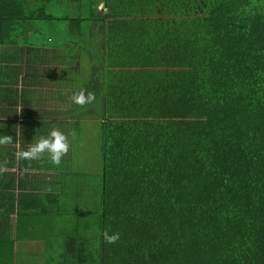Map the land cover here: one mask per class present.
Listing matches in <instances>:
<instances>
[{
    "label": "trees",
    "instance_id": "16d2710c",
    "mask_svg": "<svg viewBox=\"0 0 264 264\" xmlns=\"http://www.w3.org/2000/svg\"><path fill=\"white\" fill-rule=\"evenodd\" d=\"M28 65L103 134L90 199L19 208L47 264H264V0H0V103Z\"/></svg>",
    "mask_w": 264,
    "mask_h": 264
},
{
    "label": "crops",
    "instance_id": "0c3cea01",
    "mask_svg": "<svg viewBox=\"0 0 264 264\" xmlns=\"http://www.w3.org/2000/svg\"><path fill=\"white\" fill-rule=\"evenodd\" d=\"M10 64L6 69L9 73L15 63L12 60ZM14 75L9 78L13 90L0 103V135L12 136L11 143L0 144V264H47L45 238L59 232L53 222L60 217L38 218L42 224L28 228L27 223H18L19 208L32 206V198L27 195L33 193L59 194L63 208L71 198L82 194L76 182L83 176H79L73 160L74 138L81 131L82 120L73 115L66 98L69 90L61 88L58 69L28 65L18 70V81H14ZM52 128L65 132L71 142L60 166L51 164L47 154L33 161L17 157L18 151L34 145ZM19 231L26 237L20 239Z\"/></svg>",
    "mask_w": 264,
    "mask_h": 264
},
{
    "label": "rangeland",
    "instance_id": "374dc122",
    "mask_svg": "<svg viewBox=\"0 0 264 264\" xmlns=\"http://www.w3.org/2000/svg\"><path fill=\"white\" fill-rule=\"evenodd\" d=\"M79 135L77 134L74 138L73 160L79 176H83L81 177V186H78L82 190L81 200L86 202L94 195V191L99 187L103 176L101 147L103 134L100 122L97 119H83ZM78 202L79 199L77 197H73L70 200L72 204H77ZM80 206L81 203L78 204V207ZM65 208L68 212L73 213L72 207L69 204ZM77 215L78 213L75 214V216Z\"/></svg>",
    "mask_w": 264,
    "mask_h": 264
},
{
    "label": "clouds",
    "instance_id": "9594fccd",
    "mask_svg": "<svg viewBox=\"0 0 264 264\" xmlns=\"http://www.w3.org/2000/svg\"><path fill=\"white\" fill-rule=\"evenodd\" d=\"M96 101V96L93 92H86L84 88H81L78 92H74L71 96V102L80 107L91 105ZM12 142V136L0 135V144H7ZM71 142L68 135L59 130L58 128H52L46 136H41L39 140L26 150L18 151L17 157L27 161H33L40 159L44 154L48 155L51 164L60 166L62 158L66 156L70 151ZM103 238L106 243L114 244L120 239V233H109L105 231Z\"/></svg>",
    "mask_w": 264,
    "mask_h": 264
}]
</instances>
